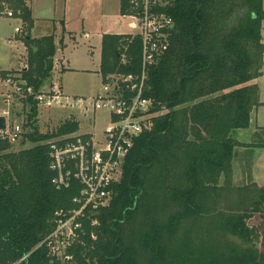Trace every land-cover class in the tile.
<instances>
[{"label": "trees", "instance_id": "obj_1", "mask_svg": "<svg viewBox=\"0 0 264 264\" xmlns=\"http://www.w3.org/2000/svg\"><path fill=\"white\" fill-rule=\"evenodd\" d=\"M122 9L127 14V5ZM167 12L175 26L146 89L166 111L136 141L112 202L84 221L73 264H264V239L260 247L259 227L250 225L255 217L264 222V186L252 181L250 153L264 140L234 138L260 105L263 0H175ZM24 18L29 60L19 74L38 92L53 75L57 47L52 36L32 39L30 9ZM128 39L103 36L104 78L140 72L141 42ZM26 104L31 130L21 145L35 146L13 151L0 141V264L33 251L55 229L56 213L74 209L77 194L54 188L47 142L78 125L43 134L33 98ZM239 149L251 163L249 181L236 186ZM24 264L60 263L39 248Z\"/></svg>", "mask_w": 264, "mask_h": 264}, {"label": "built area", "instance_id": "obj_2", "mask_svg": "<svg viewBox=\"0 0 264 264\" xmlns=\"http://www.w3.org/2000/svg\"><path fill=\"white\" fill-rule=\"evenodd\" d=\"M174 1L128 0L129 26L138 30L136 35H128V41L141 42V70L107 76L94 96L69 95L62 80L54 77L38 92L28 87L19 75L5 79V85L12 87L5 95L7 105L17 98L27 110L26 102L33 98L38 111L69 112L68 119L62 123L78 125V131L58 135L47 142L53 186L57 191L76 189L77 194L72 199L74 209L57 212L55 229L33 251L10 264H24L39 248L47 251L52 263L73 264L72 250L82 243L84 221L114 199L115 186L122 179L136 141L151 130L152 120L166 111L146 96V89L149 70L169 46L175 22L167 11ZM29 7L30 0H0V20L14 23V35L7 38L9 46L25 42L29 24L24 18V10ZM136 10H140L139 13L135 14ZM97 115L106 118L99 119ZM0 116L6 117V129H0V141L18 145L31 130L27 119L26 124L9 122V110L2 111ZM82 124L92 130L79 133Z\"/></svg>", "mask_w": 264, "mask_h": 264}, {"label": "rangeland", "instance_id": "obj_3", "mask_svg": "<svg viewBox=\"0 0 264 264\" xmlns=\"http://www.w3.org/2000/svg\"><path fill=\"white\" fill-rule=\"evenodd\" d=\"M122 0H40L37 14H47L52 19L61 20L63 14L66 16L68 35L66 37V48L63 58L66 71L62 72V66L57 64L54 67L53 77L61 79L66 92L73 96H94L103 85L101 76L97 73L100 67L101 42L104 34L111 35H136L138 30L129 27L130 18L124 14L121 8ZM123 4L129 8L128 0H123ZM264 6V0H263ZM55 22V21H53ZM56 23V22H55ZM11 24V25H10ZM14 23L0 20V76L5 79L9 76L19 74L21 69L26 67L28 62V51L25 45V54L22 44L9 46L7 38L12 37ZM60 27V22L59 26ZM262 36L264 43V21L262 24ZM50 37V36H47ZM55 41V37L52 36ZM57 47V46H56ZM58 50V47H57ZM19 60L17 61V58ZM24 66V67H23ZM10 68V69H8ZM58 69V70H57ZM263 74L256 80L259 88L260 105L251 114V124L248 129L237 130L234 138L243 144H250L253 141L261 142L264 140V57ZM12 87L4 85L0 96V113L4 110L10 111L9 122H24L26 124V110L23 108L22 100L14 98L7 105L6 94ZM69 112L55 109H40L38 115L39 131L43 134L56 132L57 129L69 117ZM105 115H97L99 119L106 118ZM92 129L82 124L79 133H87ZM256 132L261 134L254 138ZM263 138V139H262ZM23 138L18 145H14L13 151L32 148L35 144L27 143L21 145ZM244 149H239L233 164L234 185H242L249 181V165ZM244 153V154H243ZM252 160V181L259 186H264V148L255 147L251 149ZM249 163V164H248ZM247 164V166H246ZM251 182V181H250ZM250 225L259 227L260 240L259 246L262 247L264 239V222L261 218L255 217L250 221Z\"/></svg>", "mask_w": 264, "mask_h": 264}, {"label": "crops", "instance_id": "obj_4", "mask_svg": "<svg viewBox=\"0 0 264 264\" xmlns=\"http://www.w3.org/2000/svg\"><path fill=\"white\" fill-rule=\"evenodd\" d=\"M39 1L40 0H30V6L31 7H29V9L31 11L32 20H33V22L35 24L33 26L32 30H31L32 39H34V41H35V40H39V39L45 38L47 36H54L55 37V45L58 47V50H57V53H56V56H55L54 67L56 66V64H57V67L58 66H62L61 68H62L63 71L60 72V73L64 74V72L66 71V67H65V64H64L65 60L63 58L64 57L63 54H64V50H65V48L67 46L66 45V43H67L66 42V37L68 35V30L66 28V26H67L66 25L67 24L66 16H65V14H63V16H62L63 19L55 20V19H52L51 18L52 16L48 15V13L47 14H37L36 7H38ZM122 5H123V0L121 1V8H122ZM53 21H55L56 23L53 22ZM59 22H60V27H58L59 26ZM105 35H111V34H104L103 36H105ZM103 36H102V41H103ZM102 44H101V58H100L101 62H102ZM24 46H25V44L23 43L21 45V47H20V48H23V53L19 55V57H21V58L25 54V47ZM19 57L17 58V61L19 60ZM101 62H100V67H99V70L97 71V73L101 76V78H103L102 82H104L105 78L102 76V73H101ZM8 69H10V68H8ZM3 70H7V69H3ZM3 70H0V72L3 71ZM55 72H56V69H55L54 73ZM15 75L16 76H18V75L21 76L20 74H15ZM4 81H5V79H2L1 76H0V96L2 94V92H1L2 87L5 85Z\"/></svg>", "mask_w": 264, "mask_h": 264}, {"label": "water", "instance_id": "obj_5", "mask_svg": "<svg viewBox=\"0 0 264 264\" xmlns=\"http://www.w3.org/2000/svg\"><path fill=\"white\" fill-rule=\"evenodd\" d=\"M140 10H136L135 14L139 13ZM0 129H6V117L5 116H0Z\"/></svg>", "mask_w": 264, "mask_h": 264}]
</instances>
